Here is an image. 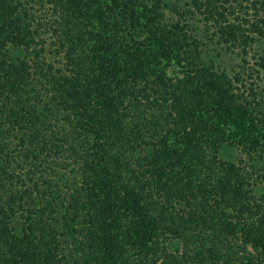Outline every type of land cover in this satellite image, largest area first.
<instances>
[{"label": "trees", "instance_id": "16d2710c", "mask_svg": "<svg viewBox=\"0 0 264 264\" xmlns=\"http://www.w3.org/2000/svg\"><path fill=\"white\" fill-rule=\"evenodd\" d=\"M184 2L0 0V264H264V0Z\"/></svg>", "mask_w": 264, "mask_h": 264}, {"label": "rangeland", "instance_id": "374dc122", "mask_svg": "<svg viewBox=\"0 0 264 264\" xmlns=\"http://www.w3.org/2000/svg\"><path fill=\"white\" fill-rule=\"evenodd\" d=\"M168 4L167 15L172 19H178L179 13L187 11L189 8L184 1L187 0H163ZM190 17H187V19ZM188 21L194 22L197 26L200 27L199 36L204 39L207 43V48L209 50L207 56L208 60H212L215 64L220 65L221 68L226 69L230 73H234L235 71H239V64L242 63L240 56L233 51L226 49L224 46L217 45L215 41H210L209 34L205 33L202 23H197L195 20L188 19ZM193 23V24H194ZM252 52L250 53V55ZM250 60V58L248 57ZM250 62H252L250 60ZM239 156V152L236 149L232 148H224L221 152V158L227 160H237L236 158Z\"/></svg>", "mask_w": 264, "mask_h": 264}]
</instances>
